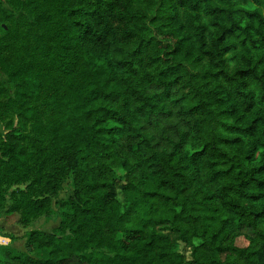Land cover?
Instances as JSON below:
<instances>
[{
  "label": "trees",
  "instance_id": "16d2710c",
  "mask_svg": "<svg viewBox=\"0 0 264 264\" xmlns=\"http://www.w3.org/2000/svg\"><path fill=\"white\" fill-rule=\"evenodd\" d=\"M1 94L0 264H264V0H0Z\"/></svg>",
  "mask_w": 264,
  "mask_h": 264
},
{
  "label": "rangeland",
  "instance_id": "374dc122",
  "mask_svg": "<svg viewBox=\"0 0 264 264\" xmlns=\"http://www.w3.org/2000/svg\"><path fill=\"white\" fill-rule=\"evenodd\" d=\"M13 11H15V10H13ZM30 37L32 38V35H30ZM2 91L4 93V90H2ZM4 100H5V96H2V94H1L0 95V102H4ZM6 122H12V123L15 122L14 114L12 113L11 110H7L6 114L4 115V121H0V146L2 143L1 142L2 139L5 137V135L7 133V129L5 128ZM26 143L32 149L36 148V146L38 145V141L32 133L27 134ZM26 184L17 185L15 187H10L8 190H5L6 191V203L7 204L11 203L10 193L12 191L17 190V189L24 190ZM71 197H72V188L70 186V179H64V181L61 184L60 191H59V199L60 200H67V199H70ZM118 200H119L120 204L122 205V207L124 208L126 203H125V201L121 195H119ZM51 211L52 212L50 214V220L49 221H45L44 218H39L33 224H31L26 229H24L22 227L17 226L15 224V220L13 218H11V219H7V223H9L11 226L6 225L5 229L9 234H13V235H19L21 231L25 232V231L35 230V229H39V230L46 231V232H51L53 229H55L59 226V216H58L57 207L55 206L54 201H51ZM0 217H1V219L3 218L4 222H6L3 215H0ZM3 235L4 234H2V230H0V238H3L4 237ZM235 244L237 247L242 248V247H245L247 245V242L243 238H238L235 241ZM0 245H2V244H0ZM15 249L17 251L23 250V242L20 244H17V247Z\"/></svg>",
  "mask_w": 264,
  "mask_h": 264
},
{
  "label": "crops",
  "instance_id": "0c3cea01",
  "mask_svg": "<svg viewBox=\"0 0 264 264\" xmlns=\"http://www.w3.org/2000/svg\"><path fill=\"white\" fill-rule=\"evenodd\" d=\"M6 225L11 226L10 224H7L6 222H4V221H3V218L1 219V217H0V230H2V234H4V235H3V236H4L3 239H6V240H7V242H5V243H0V244H2V245H4V246L9 245L11 248H13L14 250H16L15 248L17 247V244H20V243L23 242V249H24V240H23L22 238H23V235L25 234V232H27V231H25V232H24V231H21L19 235L9 234V233L6 231V229H5ZM44 232H46V231H44ZM9 235H12V236L15 237L17 240H15L13 243H10L9 239L6 238V237L9 236ZM0 240H1V238H0ZM1 241H2V240H1ZM16 251H17V250H16ZM22 251H23V250H19L18 252H22Z\"/></svg>",
  "mask_w": 264,
  "mask_h": 264
}]
</instances>
